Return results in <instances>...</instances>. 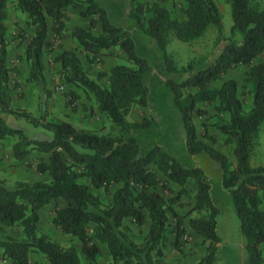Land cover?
Masks as SVG:
<instances>
[{"label": "trees", "instance_id": "16d2710c", "mask_svg": "<svg viewBox=\"0 0 264 264\" xmlns=\"http://www.w3.org/2000/svg\"><path fill=\"white\" fill-rule=\"evenodd\" d=\"M10 1L25 15L26 26L32 30L18 59L28 66L26 79L37 85L39 102L51 94L44 75V56L53 53L62 83L71 87L67 105L76 110L78 90L83 91L109 119L115 133L78 129L68 121L48 120L14 105L13 91L18 83L11 84L10 80L18 69L8 61ZM124 1L133 25L161 51L164 70L180 78L167 77L164 84L172 94L187 152L205 153L218 162L222 187L229 194L245 238L248 264H264V165L250 164L264 121V61L254 62L264 53V6L254 0H228L232 26L225 36L215 0H179L180 17L158 0ZM71 14L87 19V25L71 27L74 48L55 51L49 34L58 37ZM211 26L217 31V42L225 43L220 53L194 71L190 64L178 67L167 53L168 33L191 42ZM114 48L122 53L124 62L100 71L97 79L91 78L82 58L97 65ZM238 65L250 68L245 92L251 97L248 105L239 95L238 82L224 78ZM149 70L150 63L137 51L129 30L98 0H0V140H14L12 154L17 160L31 150L47 154V160H41L36 169L49 177L19 181L13 186L0 179V232L18 226L22 234L19 238L0 237L5 259L12 264H29L30 254L40 253L50 264H93L103 244L110 255L109 264H168L166 250L182 251L185 217L194 211L196 216L188 218L189 227L206 244L204 254L192 264H214L221 243L216 230L219 208L213 202L205 170L184 165L159 145L142 152L133 133L156 123L147 116L127 119L133 109L149 104ZM102 78L103 84L98 81ZM207 106L214 108L210 117ZM1 114L40 126L51 131L52 137H30L23 129L7 124ZM210 118L213 120L208 121ZM211 126L225 136L224 145L232 146L234 162L215 146ZM90 187L109 192L110 201L103 203ZM183 198H193L194 203L188 213L180 214L174 206L181 205ZM52 201L64 203L54 210L52 224L62 233L75 236L80 249L63 246L42 230L40 210ZM129 223L146 226L142 241L133 240Z\"/></svg>", "mask_w": 264, "mask_h": 264}, {"label": "rangeland", "instance_id": "374dc122", "mask_svg": "<svg viewBox=\"0 0 264 264\" xmlns=\"http://www.w3.org/2000/svg\"><path fill=\"white\" fill-rule=\"evenodd\" d=\"M115 1V2H113ZM153 1V0H151ZM167 4L170 10L175 16L180 17L179 7L181 5L179 0H159ZM103 5H106L113 13L114 17L123 22L126 28L129 30L137 51L144 55L151 64V69L146 75V81L150 86V102L144 109H133L127 116V119L132 121L134 119H140L142 116H147L155 121V125L144 130H137L133 134L139 144L142 152L147 151L154 145H159L162 149H165L169 153H176L181 156V144L183 134L181 128L178 125V119L176 113L171 104L170 95L164 84L167 77H172L176 80L180 79L175 73H169L164 70V62L161 51L158 49L154 41L139 31L128 17V8L125 2L120 0H99ZM222 16L223 33L225 36L230 34V28L232 26L231 18V6L228 0H215ZM258 5L264 6V0H254ZM8 20L7 26L9 29V41L10 52L12 53V61L10 66H16L18 73L11 75L10 83H18V87L13 91L14 105L26 106L27 110L35 116L44 115L48 120H65L70 122L74 127L80 129L85 128L97 133L107 134L115 133L116 129L104 115L99 113L96 109L92 99L88 97L83 91L78 90L80 96L75 101L77 103V109L72 110L67 105L68 92L71 88L68 85L62 83L59 75L60 66L52 61V54L46 53L44 56V75L47 80V86L51 90V94L39 102V89L34 82L19 84V79L24 81V75L27 74L28 66L23 61L18 59L19 55L24 52L25 45L31 36L32 30L26 26L25 15L14 7L13 1L8 3ZM71 16V15H70ZM67 21L66 28L61 32L58 37H54L53 34H49V39L53 42L54 50L57 51L61 48H74L76 43L70 36V29L76 24V19ZM167 53L175 61L178 67H184L188 64L192 65V71L208 65L213 59L220 53L225 43L217 42V31L211 26L204 35L191 42H182L178 40L172 32L168 33ZM102 61L97 65H90L84 58L83 64L91 78L97 79L100 71H107L111 65L117 62H124L122 53L117 49H112L111 53L105 54L102 57ZM264 61V53L256 58L254 62ZM21 69H24V73ZM249 67L238 65L230 69L224 78H234L239 85V95L241 99L248 105L251 101L249 94H246V77L249 72ZM188 73H184L186 76ZM103 84L104 79L98 80ZM63 86V87H61ZM24 87V89H23ZM7 124L12 127L23 129L30 137H52V132L48 131L40 126H33L26 123L23 120H17L10 115L5 116ZM14 140L12 138H6L0 140V179L4 180L8 185L13 186L19 181H35V180H48V175L40 173L36 168L37 164L41 160H47L48 155L40 153L36 150H31L30 153L22 160H17L12 154V145ZM223 151L231 161L234 162V155L231 145H225ZM250 164L253 167L264 165V121L260 125L258 138L252 149ZM198 165V164H195ZM199 166V165H198ZM218 171V172H217ZM206 172V171H205ZM218 177H217V174ZM221 169L215 170L212 178L209 174L211 184V196L212 199H217L220 210L217 216V233L221 237V243L218 245V251L216 256V264H248L246 259L245 247L239 245L241 242L239 237L240 223L233 210L232 202L229 198L228 192L223 189L219 184V178H221ZM81 181H88L81 178ZM115 187L112 186L110 190ZM91 190L96 193L103 203L110 201V193L102 189ZM228 196L226 200L224 193ZM187 199L183 198L181 203L182 210H187L189 206ZM214 202V201H213ZM62 201H52L45 205L40 210V225L42 230L47 233L53 240L57 241L63 246L73 245L77 249H80V241L75 237L62 233L59 228L52 224V216L54 210L62 206ZM216 205V204H215ZM217 206V205H216ZM264 208V202H263ZM194 217L196 216L193 213ZM187 222L188 217H185ZM171 217V222H172ZM131 237L136 242L142 241L146 226L137 227L130 224ZM89 233H92V226L89 227ZM20 227H6L0 232V237L12 236L21 237ZM193 231L186 232V235L182 238L185 239L182 251L169 250V256L174 259L175 264H192L197 261L204 254V244L199 242ZM223 238V240H222ZM243 238V237H242ZM244 240V239H243ZM100 255L97 261L93 264H109L110 255L107 248L100 244ZM240 246V248H239ZM221 247V249H220ZM237 249V251L235 250ZM220 250V255H219ZM173 253V254H170ZM238 253L239 257H235L234 254ZM0 264H12L8 259H5L2 255V249L0 248ZM29 264H50L44 255L40 253L30 254ZM82 264H89L82 261Z\"/></svg>", "mask_w": 264, "mask_h": 264}, {"label": "crops", "instance_id": "0c3cea01", "mask_svg": "<svg viewBox=\"0 0 264 264\" xmlns=\"http://www.w3.org/2000/svg\"><path fill=\"white\" fill-rule=\"evenodd\" d=\"M99 1V0H98ZM121 2H125L124 0H120ZM159 1V0H158ZM113 2H115V1H113ZM162 4H164L165 6H167V7H169L167 4H165L163 1H160ZM103 5V4H102ZM106 9H108L109 10V8L106 6V5H103ZM71 19H76V24H79V25H83V26H86L87 25V19H83V18H79L76 14H71V16H69ZM70 20V19H69ZM116 20H118V19H116ZM119 21V20H118ZM121 22V21H120ZM123 23V22H122ZM8 25V24H7ZM10 45L11 44H9V47H8V61H9V64H10V62L13 60L12 59V56H11V52H10ZM23 53V52H22ZM21 53V54H22ZM144 56V55H143ZM145 57V56H144ZM148 60V59H147ZM150 63V62H149ZM150 69H151V64H150ZM22 71H23V73H24V69H21ZM226 76V74L224 75V77ZM24 81H21L20 80V78H21V76L18 78L17 77V79H19V84L22 86V85H24L23 83L25 82V83H30V82H28L27 81V74L26 75H24ZM227 78H231V77H227ZM147 82V81H146ZM147 85H148V87H149V89H150V86H149V84L147 83ZM23 89H24V87H23ZM168 90V89H167ZM169 91V90H168ZM150 92H151V89H150ZM168 94L170 95V99H171V104H172V94H171V92L169 91L168 92ZM149 102H150V100H149ZM149 105V104H148ZM173 106V105H172ZM23 107H26V106H23ZM173 109H174V107H173ZM207 109H208V111H209V117H210V115L212 114H214V108H213V106H207ZM175 111V110H174ZM176 113V112H175ZM1 116L5 119V114H1ZM176 116H177V114H176ZM177 119H178V116H177ZM213 120V118H210L208 121H212ZM6 121V120H5ZM178 125H179V127L181 128V126H180V122H179V119H178ZM181 131H182V129H181ZM209 132L212 134V135H214V137L216 138V143H215V146L220 150V149H223V147L225 146L224 145V139H225V136L223 135V134H221L220 132H218L215 128H213L212 126L209 128ZM182 134H183V132H182ZM163 150H165V149H163ZM166 151V150H165ZM166 152H168V151H166ZM169 153V152H168ZM180 153H181V156L180 155H178V154H174L173 152L172 153H169V154H171V155H173L174 157H176L181 163H183L184 165H186V166H194L195 164H198L200 167H202L208 174H209V177L211 176V178H212V176L213 175H216V174H214V172H215V170H217L218 168H220L221 169V167H220V165L218 164V162H216L215 160H213V159H211L207 154H205V153H197V154H189L188 152H187V150H186V148H185V144H184V138L182 139V144H181V150H180ZM218 172V171H217ZM221 172H222V169H221ZM214 177V176H213ZM217 177H218V174H217ZM170 183V185L174 188V189H177V185L175 184V183H173V182H169ZM219 184L222 186V173H221V178H219ZM189 187H190V193L191 194H193L194 193V187L192 186V184L190 183L189 184ZM224 188L222 187V190H223ZM223 195H224V197H225V199L227 200L228 199V196L225 194V192L223 191ZM230 198V197H229ZM188 201H190L189 202V206H188V208H187V210H182L183 208H181V205H176V206H174V208H175V210L178 212V213H180V214H185V213H188L190 210H191V207H192V205H193V203H194V199L193 198H189V199H187ZM231 200V199H230ZM213 201H214V203L217 205V207L219 208V210H220V205H219V203H218V201H217V199H213ZM234 210V209H233ZM193 213H195L194 211H190L189 213H188V215H187V217L189 218V217H193L194 215H193ZM184 226H185V228H186V232H190V230L191 231H193L190 227H189V224H188V220H187V222H186V220L184 221ZM194 232V231H193ZM240 233H241V230H240ZM197 237H199L198 239H200V241L199 242H202V238L199 236V235H197V234H195ZM242 236V234H241V236L239 237V239H240V241L241 242H239L238 244L240 245H243L244 244V247H245V238ZM244 239V240H243ZM222 240H223V238H222ZM221 247H223V245H222V243H221ZM221 247H220V249H221ZM262 249L264 250V243L262 244ZM239 248H240V246H239ZM169 248H167V256H166V258H165V262L166 263H168V264H175V261H174V259H171L170 258V256H169ZM236 251H237V249H235ZM219 255H220V250H219ZM245 253H246V259H247V252L245 251ZM170 254H173V253H170ZM234 256L236 257H239V254L238 253H236V254H234ZM236 257V258H237ZM238 259V258H237ZM247 263H248V261H247ZM214 264H216V260H215V262H214ZM221 264V263H220Z\"/></svg>", "mask_w": 264, "mask_h": 264}, {"label": "built area", "instance_id": "2783aa9c", "mask_svg": "<svg viewBox=\"0 0 264 264\" xmlns=\"http://www.w3.org/2000/svg\"><path fill=\"white\" fill-rule=\"evenodd\" d=\"M61 87H63V86H61Z\"/></svg>", "mask_w": 264, "mask_h": 264}]
</instances>
